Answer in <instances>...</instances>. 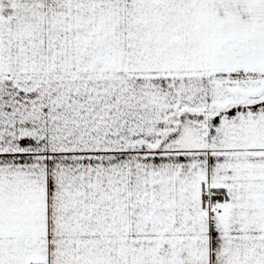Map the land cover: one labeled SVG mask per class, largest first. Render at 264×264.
<instances>
[{"label":"snow or ice","instance_id":"1","mask_svg":"<svg viewBox=\"0 0 264 264\" xmlns=\"http://www.w3.org/2000/svg\"><path fill=\"white\" fill-rule=\"evenodd\" d=\"M0 264H264V0H0Z\"/></svg>","mask_w":264,"mask_h":264}]
</instances>
